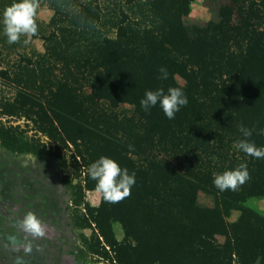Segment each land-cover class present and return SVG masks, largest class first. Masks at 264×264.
<instances>
[{
	"label": "trees",
	"instance_id": "16d2710c",
	"mask_svg": "<svg viewBox=\"0 0 264 264\" xmlns=\"http://www.w3.org/2000/svg\"><path fill=\"white\" fill-rule=\"evenodd\" d=\"M194 1L37 0L51 18L35 17L37 33L15 43L0 22V143L38 157L71 146L79 169L73 224L91 230L82 245L111 264H264V215L247 205L264 199V159L234 147L241 124L264 146L256 131L264 128V0H210L225 2L224 13L234 10L235 21L219 27L185 23ZM13 2L0 0V13ZM34 39L42 52L26 47ZM200 67L219 76L201 75ZM169 86L188 98L174 119L159 105L141 108L145 90ZM6 118L27 122L35 135ZM101 155L134 171L136 183L123 200L100 194L91 206L84 196L95 181L87 167ZM242 162L250 179L219 191L213 173ZM199 193L210 209L199 208ZM231 212L238 215L226 222Z\"/></svg>",
	"mask_w": 264,
	"mask_h": 264
},
{
	"label": "rangeland",
	"instance_id": "374dc122",
	"mask_svg": "<svg viewBox=\"0 0 264 264\" xmlns=\"http://www.w3.org/2000/svg\"><path fill=\"white\" fill-rule=\"evenodd\" d=\"M227 7L225 2L210 0H195L188 16L185 18L187 25L198 24L207 27H219L235 21L232 7L223 12ZM47 6H40L36 13L39 22L47 23L50 16L45 13ZM52 13V11H51ZM53 14V13H52ZM26 47L33 48L38 52L43 51L40 39L27 41ZM206 69L207 71H205ZM201 75L209 72L211 76H219V70L213 67H200ZM179 84H183L181 78L176 77ZM13 125H19L21 129L33 137L35 132L30 124L15 118L4 119ZM44 142L47 140L40 137ZM53 147L54 144H52ZM50 156L38 157L32 154H17L11 152L0 143V243L4 248L8 245H16L12 232L15 229L23 230L20 220L27 211H33L44 221V235L56 234L52 238L33 237L30 244L44 251L54 248L58 242L60 261L62 264H111L108 258L92 255L81 243V235L89 237L90 229L79 230L73 224L74 206L72 204L73 192L71 185L76 183L75 176L79 169H75V161L72 159L71 146L53 148ZM84 200L91 206H97L100 201V193L96 191L85 192ZM211 199L201 193L198 195V206L202 210L212 207ZM247 205L253 210L264 215V199H249ZM238 213L226 214L225 221L232 222ZM24 231V230H23ZM115 238L122 239V230L118 223L113 224ZM23 233V232H22ZM216 238L223 242L221 225H216ZM49 260V258L47 257ZM55 260V259H54Z\"/></svg>",
	"mask_w": 264,
	"mask_h": 264
},
{
	"label": "clouds",
	"instance_id": "9594fccd",
	"mask_svg": "<svg viewBox=\"0 0 264 264\" xmlns=\"http://www.w3.org/2000/svg\"><path fill=\"white\" fill-rule=\"evenodd\" d=\"M37 0H14L7 6L0 17H2L3 34L9 43H15L21 36H29L37 33L36 23ZM159 79L168 78V69H158ZM188 104V98L181 87L169 86L167 91L163 87L155 90H145L144 96L140 99V106L145 111H150L159 105L168 119H174L177 112ZM254 129L240 125V139L235 141L234 147L249 157L264 159V146H257L250 138ZM258 134L264 135V128L256 129ZM87 174L95 181V191L102 195V198L110 203H117L131 195V189L136 183V174L130 172L127 167H121L115 159L101 155L91 162L87 167ZM250 179V173L246 162L238 164L235 168L226 169L223 172L213 173V185L221 192L236 190ZM21 227L26 233L33 237L44 235V221L37 213L27 211L20 220Z\"/></svg>",
	"mask_w": 264,
	"mask_h": 264
},
{
	"label": "crops",
	"instance_id": "0c3cea01",
	"mask_svg": "<svg viewBox=\"0 0 264 264\" xmlns=\"http://www.w3.org/2000/svg\"><path fill=\"white\" fill-rule=\"evenodd\" d=\"M53 13V12H52ZM51 10L45 13L47 16H52ZM23 232V233H22ZM1 235V234H0ZM13 240H16V245H8V248H4L0 243V264H62L60 261L58 242L54 245L55 250L46 249L40 251L30 244L33 239L29 233L23 230L15 229V233L12 232ZM56 234H50L49 236L43 235L45 238H52ZM1 239V236H0ZM49 258V260L47 259ZM55 259V260H54Z\"/></svg>",
	"mask_w": 264,
	"mask_h": 264
}]
</instances>
